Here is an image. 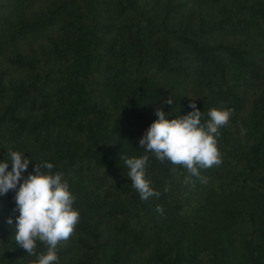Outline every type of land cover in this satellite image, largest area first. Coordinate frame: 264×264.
Segmentation results:
<instances>
[{"label":"trees","instance_id":"obj_1","mask_svg":"<svg viewBox=\"0 0 264 264\" xmlns=\"http://www.w3.org/2000/svg\"><path fill=\"white\" fill-rule=\"evenodd\" d=\"M193 100L201 123L233 109L222 164L185 184L186 169L148 154L161 195L142 200L123 157L146 154L157 109L171 120ZM9 151L30 158L23 177L52 163L76 197L58 264H264V0H0V162L11 171ZM18 188L0 196V264L36 260L15 241Z\"/></svg>","mask_w":264,"mask_h":264},{"label":"clouds","instance_id":"obj_2","mask_svg":"<svg viewBox=\"0 0 264 264\" xmlns=\"http://www.w3.org/2000/svg\"><path fill=\"white\" fill-rule=\"evenodd\" d=\"M171 105L172 99L165 101ZM193 111L174 119H166L162 109L156 110L155 120L139 144L145 155L138 158L123 157L130 169L128 177L142 200L150 197L159 198L161 193L151 187L145 178L146 167L150 163L149 155L161 163L168 161L177 168L186 169L188 176L184 183H193L192 177L201 178L200 170L218 167L222 164V155L218 148L220 129L226 127L233 114V109L212 108L208 111L209 119L201 123L202 112L196 107L195 100L189 105ZM245 129H241L244 134ZM9 161L0 162V196L10 190L15 194V208L18 212L15 224V241L30 256H36L35 264H58V245L67 242L74 234L80 222L79 210L74 208L76 197L69 190V184L62 173L52 174L54 165L50 162L35 164L34 174L23 177L22 174L31 163L20 151H9ZM47 169V172L42 171ZM23 179V183H20ZM207 182V178H201ZM167 191V188H165ZM157 212L163 214V208L157 206ZM7 223L13 224L11 217ZM37 242L46 247V251L37 254Z\"/></svg>","mask_w":264,"mask_h":264}]
</instances>
